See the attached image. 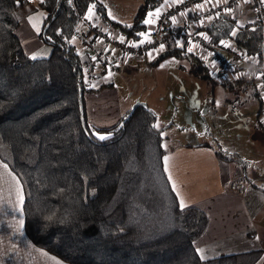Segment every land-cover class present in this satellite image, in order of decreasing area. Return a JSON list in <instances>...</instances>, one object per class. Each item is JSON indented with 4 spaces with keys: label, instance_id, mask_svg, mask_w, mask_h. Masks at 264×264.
<instances>
[{
    "label": "trees",
    "instance_id": "1",
    "mask_svg": "<svg viewBox=\"0 0 264 264\" xmlns=\"http://www.w3.org/2000/svg\"><path fill=\"white\" fill-rule=\"evenodd\" d=\"M37 1L34 6L30 0H0V161L22 186L29 241L64 264H258L262 250L201 259L195 244L207 229V214L195 205L180 207L163 166L167 138L146 104L107 129L87 123L84 96L94 89L85 70L95 65L82 60L71 42L80 17L91 7L105 27L139 46L147 16L164 0H142L130 25L110 19L97 0ZM31 4L34 8L18 15ZM37 9L46 14L39 33L49 48L45 57H31L16 34L22 18ZM171 30L180 34L178 46L155 56L153 65L174 56L191 62L199 74L208 73L206 63L217 74L230 63L220 51L191 48L190 35L203 36L213 48L229 43L241 57L257 56L264 64V25L256 20L239 25L216 8L191 34ZM215 82L253 90L259 103L256 129L264 136L259 122L264 102L255 82L218 76ZM206 145L219 161L242 163L236 154L200 146Z\"/></svg>",
    "mask_w": 264,
    "mask_h": 264
},
{
    "label": "crops",
    "instance_id": "2",
    "mask_svg": "<svg viewBox=\"0 0 264 264\" xmlns=\"http://www.w3.org/2000/svg\"><path fill=\"white\" fill-rule=\"evenodd\" d=\"M167 6L163 11L155 9L157 12L151 19L150 29L154 26L157 16L164 13ZM216 8L236 19L239 25L255 20L252 7L243 2L237 1L230 10H227L221 0H206L202 8L197 5H186L183 11L171 17L170 26L179 27L181 32L191 34V31L199 29L195 23L194 13L200 15V9H204L211 17ZM91 17L94 31L110 32L113 37L123 40L119 33L105 27L93 11ZM82 30L80 26L74 43L79 55L82 48L79 34ZM95 40L94 49L99 60L98 64L94 63L95 67L92 69L88 87L100 90H92L93 92L85 94L86 118L94 128L107 129L121 121L130 111L133 102L128 99L121 108V101L111 75L115 72L110 73L104 62L107 56L116 58L117 51L112 45L105 44L103 38L97 37ZM144 57L150 62L155 61L152 55L148 54ZM144 57L136 56L128 59L116 69L132 66L131 64L138 65ZM145 103L149 107L147 102ZM259 122L264 127V112L261 113ZM255 135L257 141L264 146V136L261 131L256 129V134L254 132L250 135L251 139H255ZM167 142L168 140L165 141ZM201 144L209 143L206 141L200 144L178 143L171 151L166 150L163 159L165 173L180 207L183 201V207L195 205L207 214V229L195 244L196 250L202 251L197 253L204 259L253 250H262L264 253V192L252 187L253 184L264 189L262 185L264 176L253 180L245 179L241 183L240 192L231 190L230 186L238 172L237 166L235 167L234 163L219 161L212 148L208 145L202 147ZM223 151L228 152L227 149ZM22 204L23 190L20 182L0 161V264H64L29 241L23 228ZM262 261L263 259L259 263Z\"/></svg>",
    "mask_w": 264,
    "mask_h": 264
},
{
    "label": "rangeland",
    "instance_id": "3",
    "mask_svg": "<svg viewBox=\"0 0 264 264\" xmlns=\"http://www.w3.org/2000/svg\"><path fill=\"white\" fill-rule=\"evenodd\" d=\"M97 1L104 6L105 13L110 19L127 25L132 23L138 7L142 4V0ZM179 1L164 0L157 10L163 11L168 3L174 5ZM31 2L34 6L38 3L37 0ZM32 4L21 8L18 15L24 16L26 10L29 11V7H33ZM200 11L202 17L208 13L204 9ZM156 12V10L151 12L152 15H148L147 20H151ZM29 16L33 17L31 22L28 20ZM193 16L196 24L197 21L201 24V16L197 13ZM45 17V12L37 9L22 18V24L16 32L22 47L31 57H45L49 54V48L39 39ZM150 25L146 24L144 41H147L154 31V26L150 29ZM71 42L74 44L76 38L73 37ZM148 54L152 55V59L158 56L153 55L150 50L141 57ZM115 61L116 58L113 59V62ZM206 64L209 68L208 73L199 74L187 60L170 56L153 65L144 57L138 65L131 64L132 66L122 67L120 70L115 69L112 71L115 73L111 75L121 101V108L128 99L133 102L130 108L141 103L140 101L144 104L147 102L148 108L156 115L155 126L163 130V135L168 140L164 143L167 151H171L178 143L200 144L206 141L216 150L227 149V153L236 154L242 163L233 164L237 166L238 172L230 189L240 192L241 183L245 179L253 180L264 176V146L257 141L256 135L255 139L250 137L254 132L256 134L259 103L255 100L250 87L244 89L245 86H235L229 90L216 85V70ZM258 136L262 138L261 135ZM241 164L245 166L244 170L241 169ZM262 185L264 186V182ZM263 262L264 258L259 264H264Z\"/></svg>",
    "mask_w": 264,
    "mask_h": 264
},
{
    "label": "built area",
    "instance_id": "4",
    "mask_svg": "<svg viewBox=\"0 0 264 264\" xmlns=\"http://www.w3.org/2000/svg\"><path fill=\"white\" fill-rule=\"evenodd\" d=\"M205 1L206 0H180L179 3L168 5L165 12L158 15L155 19L153 28L154 31L151 37L147 41H143V43L139 46H136L135 43H132L131 41H124L123 37V40L121 41L120 39L113 37L110 32L94 31L91 19L87 18L89 14L81 16L80 26L83 30L79 34L82 41L80 57L82 60L85 58L84 61L91 64H94L99 60V56L95 53L94 49L96 45L95 39L97 37L103 38L105 44L112 45L117 51V60L115 62L112 61L111 57L108 58L107 56L105 58L110 71L114 70L116 66L121 63V61L125 62L128 59H132L134 56H141L150 50H152L153 55H159L163 50H166L169 47H177L180 41V34L172 32V28L169 23L171 17L176 13L183 11L186 5H197L202 7ZM237 1L243 2L245 5L252 7L253 12L255 13V20L264 25V0H221V3L225 8H227V10H230L233 7V4ZM199 16H201V24H203L204 20H207L210 17V14L208 12L205 17H202V15ZM198 24L201 25L200 22L197 21L196 25L198 26ZM188 43L190 47L194 45L198 48L211 52L214 50L227 54L231 61L229 64L226 63L224 67L218 71L217 76L221 78V80L249 78L251 81L255 82L256 88L259 90L264 102L263 59H259V57L256 56L246 60V58L241 57L240 53L237 52L229 43H221L219 47L213 48L206 42L203 36L199 35H190L188 37ZM161 45H163L162 49L160 47ZM137 47H140V49H137ZM91 73L90 68L85 70L86 75L91 76Z\"/></svg>",
    "mask_w": 264,
    "mask_h": 264
},
{
    "label": "snow or ice",
    "instance_id": "5",
    "mask_svg": "<svg viewBox=\"0 0 264 264\" xmlns=\"http://www.w3.org/2000/svg\"><path fill=\"white\" fill-rule=\"evenodd\" d=\"M41 2H43V0H41ZM17 3H19V0H17ZM92 7H94V5H93ZM91 12H92V8L90 7V8H89V16L87 17L88 19H91V18H92V17H91ZM151 15H152V14L149 13V16H151ZM172 19L174 20L175 18L173 17ZM28 20H29V22H31V21L33 20V17H32V16H29V17H28ZM145 23H146V24H151L152 21H151V20H146ZM33 27H35V24H33ZM37 31H39V29H37ZM233 34H235V33H233ZM139 35L143 36L144 33H140ZM222 43H223V42H222ZM160 47H161V49H162V48H163V45H161ZM188 50L191 51L192 49L189 48ZM154 126H155V125H154ZM106 138H107V137H106L105 135H100V136H99V139H101V140L106 139ZM183 206H184V205H183V201H181V207H183ZM21 223H22V222H21ZM197 251H202V250L197 249ZM201 259H204V257L201 256Z\"/></svg>",
    "mask_w": 264,
    "mask_h": 264
},
{
    "label": "water",
    "instance_id": "6",
    "mask_svg": "<svg viewBox=\"0 0 264 264\" xmlns=\"http://www.w3.org/2000/svg\"><path fill=\"white\" fill-rule=\"evenodd\" d=\"M139 104H142V102H141V103H137V104H135L134 106H132V108L130 109V111H129L128 114H127V117H130V116L132 115V113H133L135 107H136L137 105H139ZM127 117H126L125 119H127ZM80 121H81L82 128H83L84 132L86 133L85 125H84V119H83L82 115L80 116ZM123 123H124V121L121 122V125H122Z\"/></svg>",
    "mask_w": 264,
    "mask_h": 264
}]
</instances>
